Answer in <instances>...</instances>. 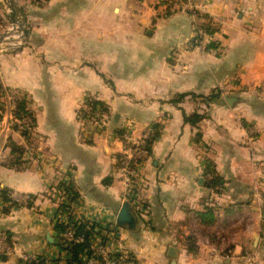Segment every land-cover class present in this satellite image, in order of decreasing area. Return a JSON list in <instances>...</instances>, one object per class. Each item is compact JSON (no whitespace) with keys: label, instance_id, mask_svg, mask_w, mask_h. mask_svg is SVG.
<instances>
[{"label":"crops","instance_id":"0c3cea01","mask_svg":"<svg viewBox=\"0 0 264 264\" xmlns=\"http://www.w3.org/2000/svg\"><path fill=\"white\" fill-rule=\"evenodd\" d=\"M16 1L40 20L0 52V87L23 95L34 128L0 123V191L34 201L3 212L0 196L11 248L0 264L59 255L60 197L49 191L67 177L76 217L101 210L136 264H264V0H192L195 11L178 0ZM213 92L208 104L191 97ZM87 97L104 104L102 129L79 117ZM154 124L140 215L123 201L116 160L122 132ZM209 163L221 186L209 185ZM123 207L131 222H119Z\"/></svg>","mask_w":264,"mask_h":264},{"label":"built area","instance_id":"2783aa9c","mask_svg":"<svg viewBox=\"0 0 264 264\" xmlns=\"http://www.w3.org/2000/svg\"><path fill=\"white\" fill-rule=\"evenodd\" d=\"M152 5L166 2L171 4V0H149ZM177 1V0H176ZM180 4L185 5L191 11H195L196 6L192 0H178ZM201 42L204 40L205 32L199 28L197 35ZM23 40V39H22ZM19 41L17 46H20L23 41ZM12 46H16L13 44ZM24 100L23 95L15 89L0 87V123H3L5 130L15 129L20 133H31L34 128V117L31 113H22L18 109V105ZM93 100L87 97L81 103L79 117L81 121L92 124L95 129H102L104 126L105 116L98 112V107L92 106L89 102ZM28 103L26 101V109ZM30 112V111H29ZM151 129L147 128L141 137H133L129 133L122 132L123 153L117 158V170L121 183L125 187L123 201L131 204L140 215H144L146 208L138 200L139 191L143 183L141 174V166L149 158L150 152L145 149V140L149 137ZM51 194L59 195V203L52 211L53 226L61 224L64 226L62 231H56L60 238L59 255L45 259L48 264L59 259L60 264H66L68 250L65 247L84 241L83 235H76L72 223L86 222L88 225L95 223V234L90 240L89 246L86 247L81 255L82 264H136L135 260L128 255L121 240V230L109 228V223L104 222L103 212L101 210L88 209L85 218H78L75 214V207L79 206L78 200L71 201L70 197L75 196L74 190L71 187L70 177L60 179L55 185L50 187ZM10 198L17 208H26L32 204L34 198L29 194L10 193ZM68 205V208L64 206ZM114 241V246L110 247L109 242ZM11 248L5 242V236L0 235V256L10 254ZM39 257L31 260H38ZM29 260L27 257L23 261Z\"/></svg>","mask_w":264,"mask_h":264},{"label":"trees","instance_id":"16d2710c","mask_svg":"<svg viewBox=\"0 0 264 264\" xmlns=\"http://www.w3.org/2000/svg\"><path fill=\"white\" fill-rule=\"evenodd\" d=\"M208 29H209V27L207 26V30ZM209 32H211L210 29H209ZM216 97H217L216 94L211 93V95L204 96V98L203 97L202 98H203V100H206V101H212ZM89 103L92 106L98 107L99 113H104L105 107H104L103 103L96 101V100H91ZM18 109L22 113H27V114L29 113L30 114V112L26 109V101L25 100H23L19 103ZM201 118H202V115H199L198 113H194L191 116H185V122L196 124L197 122H199L201 120ZM158 129H159V125L154 124L151 127V133H150L149 137L145 140L144 147L149 152L151 151V148H152L154 141L159 136ZM23 135H26V132H23ZM207 172L212 175V179L209 181V185L210 186H221L220 180L215 175V173L213 171L212 164H210V163H209V166L207 168ZM10 193H11V191H9L7 189H3L0 191V196L3 200V202L7 204V207L4 208L3 212H7L9 208H15L16 207V205L13 203V201L10 198ZM70 200L71 201L76 200V196L70 197ZM30 205H28V206H30ZM65 208H68V205L64 206V210H65ZM72 226L74 227V231H75L76 235H83L84 236V241L82 243L74 244L72 246L64 248V249L68 250V257L66 258V264H82L81 255L83 254L84 249L89 246L90 240L93 237V235L95 234L94 230L97 227V224L92 223V224L88 225V223H86V222H79V223H72ZM63 229H64V226L61 224H56L54 227V230H56V231H62ZM60 245H61V242H60ZM58 260L59 259H56V260H54V262H56ZM20 263L21 264H46V261H45V259L40 258L38 260H26V261L21 260Z\"/></svg>","mask_w":264,"mask_h":264},{"label":"rangeland","instance_id":"374dc122","mask_svg":"<svg viewBox=\"0 0 264 264\" xmlns=\"http://www.w3.org/2000/svg\"><path fill=\"white\" fill-rule=\"evenodd\" d=\"M46 1L47 0H32L31 3H34V5L39 6V4H42V3L46 2ZM1 3H2L1 7H2V9H4V11H6V13L8 15V18H7V20L5 22L1 21L0 37H2V41L0 43V52H2L4 50H8L9 48H11V49L15 48L18 45L19 41H21L23 39V35L21 34V32L16 31L13 34H9L10 32L14 31V30H12L13 29V25H12V23L10 21L11 20L10 17L12 16V12L7 7V0H3ZM21 11H22V13L18 15V18L21 21V23H23L25 31L27 33V31L30 29V27H33L34 24L38 23L40 19H39L38 15L25 14V12L23 11L22 8H21ZM23 40H25V39H23ZM13 44H16V46H12ZM213 94H214V92H213ZM209 95H211V94H208L206 96H209ZM194 96L192 95L191 97H193V98L197 97V99L200 102H203L204 104H208L209 102H211V101L203 100L205 95H194Z\"/></svg>","mask_w":264,"mask_h":264},{"label":"water","instance_id":"95a60500","mask_svg":"<svg viewBox=\"0 0 264 264\" xmlns=\"http://www.w3.org/2000/svg\"><path fill=\"white\" fill-rule=\"evenodd\" d=\"M7 7L11 10L12 12V16L10 17V21L13 25V29L14 31L10 32L9 34H13L16 31L21 32V34L23 35V39H27V33L25 31L24 25L23 23H21V21L18 18V15L22 13L21 11V7L17 4L16 0H7ZM2 41V37H0V43ZM132 219L129 217V215H127L126 213V207H123L120 215H119V222L120 223H126V222H131Z\"/></svg>","mask_w":264,"mask_h":264}]
</instances>
